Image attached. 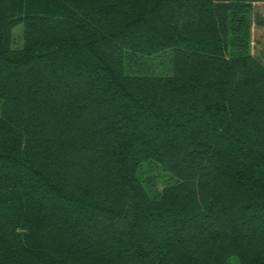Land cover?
Segmentation results:
<instances>
[{
	"label": "trees",
	"instance_id": "obj_1",
	"mask_svg": "<svg viewBox=\"0 0 264 264\" xmlns=\"http://www.w3.org/2000/svg\"><path fill=\"white\" fill-rule=\"evenodd\" d=\"M254 2L0 0V264H264Z\"/></svg>",
	"mask_w": 264,
	"mask_h": 264
},
{
	"label": "rangeland",
	"instance_id": "obj_2",
	"mask_svg": "<svg viewBox=\"0 0 264 264\" xmlns=\"http://www.w3.org/2000/svg\"><path fill=\"white\" fill-rule=\"evenodd\" d=\"M253 11L255 14L259 15L263 24L257 26L252 23L251 25V45L252 51L257 55H264V2H254ZM14 45L17 46L20 42V27L14 29ZM169 55L171 56V49H166L165 51H160L148 56L136 55L134 56L135 62L138 64L128 65L129 71L131 73H156V74H168L171 72L169 69ZM145 67L143 70H139V67ZM2 101L0 100V111H1ZM153 173L159 175L157 178V185L159 188L163 186L166 178L169 176L161 171L155 170ZM227 264H237L234 256L229 257Z\"/></svg>",
	"mask_w": 264,
	"mask_h": 264
}]
</instances>
